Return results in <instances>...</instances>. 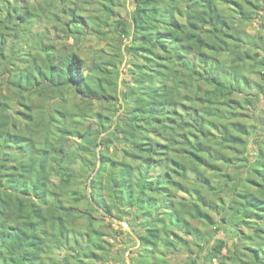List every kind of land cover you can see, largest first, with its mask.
<instances>
[{"label":"trees","instance_id":"1","mask_svg":"<svg viewBox=\"0 0 264 264\" xmlns=\"http://www.w3.org/2000/svg\"><path fill=\"white\" fill-rule=\"evenodd\" d=\"M11 2L0 264H264V0Z\"/></svg>","mask_w":264,"mask_h":264},{"label":"rangeland","instance_id":"2","mask_svg":"<svg viewBox=\"0 0 264 264\" xmlns=\"http://www.w3.org/2000/svg\"><path fill=\"white\" fill-rule=\"evenodd\" d=\"M25 1L29 2V4H36L39 0H17V2H14L12 4V9L14 10V13L17 15V14H20V7L22 5H25ZM126 5H127V2H126ZM119 12L121 13V15H125V8L123 5H121L119 8H118ZM72 42L71 38L69 39V43ZM83 47H82V51H84L86 54L89 53L93 47H98L99 45H101V41H98V39L95 38V35L94 33L92 32L90 35H88L87 39H86V42L84 44H82ZM85 54V55H86ZM124 60H123V63L120 65V67L123 68L124 66ZM118 83L120 84V78L118 79ZM242 94H236L235 96L238 98V97H241ZM121 109L118 110V112L116 113L115 117L117 118V115L118 113L120 112ZM116 223H119L118 221H116ZM114 226H116V224H114ZM127 227L124 226V229H126ZM106 239H109V236H105ZM125 239L127 240L128 243H130V247H132L130 250L128 251H125L124 252V255L122 256V252L119 250L120 247H115L114 248V253H115V258L113 256V259H111L109 262L105 263V264H126L127 263V260L130 261L131 263V259L129 258V252L131 250H136L137 246H136V243L134 244L133 241H130L128 236L126 235L125 236ZM56 253H59V255L63 254L62 251H57ZM128 257V259H126ZM96 264H101V263H96ZM172 264H183V263H180V262H173Z\"/></svg>","mask_w":264,"mask_h":264},{"label":"crops","instance_id":"3","mask_svg":"<svg viewBox=\"0 0 264 264\" xmlns=\"http://www.w3.org/2000/svg\"><path fill=\"white\" fill-rule=\"evenodd\" d=\"M126 259H128V257H127ZM126 264H131V263H130V261H129V260H127V263H126Z\"/></svg>","mask_w":264,"mask_h":264},{"label":"water","instance_id":"4","mask_svg":"<svg viewBox=\"0 0 264 264\" xmlns=\"http://www.w3.org/2000/svg\"><path fill=\"white\" fill-rule=\"evenodd\" d=\"M124 63H125V59H124ZM116 119H117V118L115 117V123H116ZM115 123H114V124H115ZM112 128H113V127H112ZM98 161H99V160H98Z\"/></svg>","mask_w":264,"mask_h":264}]
</instances>
